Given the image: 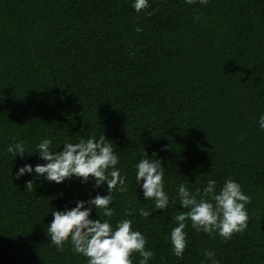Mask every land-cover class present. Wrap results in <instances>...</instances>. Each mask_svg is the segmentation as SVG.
Returning a JSON list of instances; mask_svg holds the SVG:
<instances>
[{
  "label": "trees",
  "instance_id": "1",
  "mask_svg": "<svg viewBox=\"0 0 264 264\" xmlns=\"http://www.w3.org/2000/svg\"><path fill=\"white\" fill-rule=\"evenodd\" d=\"M149 2L137 13L132 0H0V264H86L70 241L63 251L51 244L50 211L107 194L106 182L16 179L21 166L44 161L6 149L26 141L35 151L48 137L61 151L65 140L102 134L128 186L112 193L111 222L133 220L154 252L149 264H209L205 250L220 264H264V0ZM146 152L162 159L170 198L180 183L195 191L209 177L217 190L239 182L250 197L247 228L226 241L189 221L187 248L175 256L173 216L185 209L144 199L135 165Z\"/></svg>",
  "mask_w": 264,
  "mask_h": 264
},
{
  "label": "clouds",
  "instance_id": "2",
  "mask_svg": "<svg viewBox=\"0 0 264 264\" xmlns=\"http://www.w3.org/2000/svg\"><path fill=\"white\" fill-rule=\"evenodd\" d=\"M197 0H185L187 4H194ZM207 5L208 0H198ZM132 8L141 12L150 6L149 0H132ZM150 15V13H148ZM199 19V17H197ZM137 32L142 28L137 27ZM258 125L264 130V113L258 118ZM26 141H17L9 145L6 151L23 157L26 153H39L44 163L33 166L27 163L19 168L15 178L34 173L37 178L43 177L48 182L57 184L75 177L81 183L93 182L94 188L107 184V194L97 193L88 200H78L74 207L51 212L53 219L47 225V235L51 244L63 251L65 242L72 245V251L86 258V264H133V254L140 256L139 264H149L154 252L146 248L147 239L143 233L134 229L133 220L124 218L115 225L111 218L115 212L113 191L127 192V177L122 175L117 167L120 158L109 138L102 134L88 138H80L78 142L65 140L63 150L54 151L53 141L44 137L36 145L35 151L26 150ZM146 152L145 157L135 165V182L142 191L145 200L154 202L155 210L168 209L170 205L178 204L184 211L173 216L176 224L172 228L169 240L175 256L183 258L188 244V234L184 231L188 222L196 232H203L213 238L219 235L229 240L234 233L247 228L249 219L246 205L250 197L244 193L239 182L232 178L224 181L217 190V181L208 178L203 188L195 191L189 189L185 183L177 186L174 198L165 191V170L162 159ZM32 181L25 183V189L31 191ZM93 208L98 214L92 219ZM135 209H126L125 216H130ZM139 215L149 217L151 211L139 209ZM205 259L209 264H220L214 251L205 250Z\"/></svg>",
  "mask_w": 264,
  "mask_h": 264
}]
</instances>
